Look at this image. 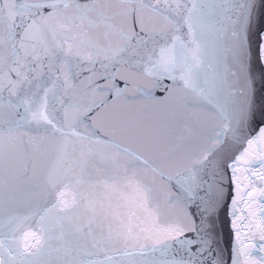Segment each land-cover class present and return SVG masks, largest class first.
<instances>
[{
	"label": "snow or ice",
	"instance_id": "snow-or-ice-1",
	"mask_svg": "<svg viewBox=\"0 0 264 264\" xmlns=\"http://www.w3.org/2000/svg\"><path fill=\"white\" fill-rule=\"evenodd\" d=\"M0 264H264V0H0Z\"/></svg>",
	"mask_w": 264,
	"mask_h": 264
},
{
	"label": "water",
	"instance_id": "water-1",
	"mask_svg": "<svg viewBox=\"0 0 264 264\" xmlns=\"http://www.w3.org/2000/svg\"><path fill=\"white\" fill-rule=\"evenodd\" d=\"M230 242H231V238L227 229V223L225 221V223L223 224V243L225 247H227L230 244Z\"/></svg>",
	"mask_w": 264,
	"mask_h": 264
}]
</instances>
